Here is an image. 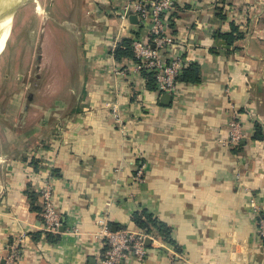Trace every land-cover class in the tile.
<instances>
[{
	"label": "crops",
	"instance_id": "0c3cea01",
	"mask_svg": "<svg viewBox=\"0 0 264 264\" xmlns=\"http://www.w3.org/2000/svg\"><path fill=\"white\" fill-rule=\"evenodd\" d=\"M176 2L174 50L184 51L186 67L198 65L200 80L182 74L165 98L133 57L112 51L146 35L139 21L121 18L126 0H53L42 46L63 56L55 81L45 102L29 95L22 119L9 123L21 127L0 148V264L15 241L13 264H100L101 220L112 230H141L133 216L143 210L171 227L170 241L157 237L144 258L131 254L118 264H172L174 254L184 264H264L247 205L253 195L264 212V0ZM58 27L66 30L60 35ZM235 110L246 136L230 145ZM46 184L63 219L51 232L55 241L31 204L43 205Z\"/></svg>",
	"mask_w": 264,
	"mask_h": 264
},
{
	"label": "built area",
	"instance_id": "2783aa9c",
	"mask_svg": "<svg viewBox=\"0 0 264 264\" xmlns=\"http://www.w3.org/2000/svg\"><path fill=\"white\" fill-rule=\"evenodd\" d=\"M176 0H126L125 8L120 12L123 20H130L131 15H136L141 29H147L145 36H136L132 39L131 48L134 53V66L140 73L151 75L155 78L156 89L160 94L173 93L179 82L180 76L188 65L184 51L174 50L176 39L170 32L173 13L176 9ZM117 48L113 44L112 51ZM113 116L121 132L125 130L124 119L118 106L113 107ZM230 136L224 143L238 144L246 133L239 118L238 111H234L229 123ZM145 175V165L141 164L136 169L134 178L142 182ZM240 180L241 176L237 175ZM52 186L46 184L40 190L43 199V229L58 233L63 226V219L52 201ZM247 205L252 209L257 218L259 234L264 239V212L258 206L256 198L251 195ZM101 235L104 239L106 250L102 254L100 264H118L131 254L144 258L148 252L146 241L150 238L156 242L158 238L144 230L121 228L112 230L109 224L101 220ZM8 255V264H13L18 255L17 243L11 246ZM172 264H184L172 258Z\"/></svg>",
	"mask_w": 264,
	"mask_h": 264
},
{
	"label": "rangeland",
	"instance_id": "374dc122",
	"mask_svg": "<svg viewBox=\"0 0 264 264\" xmlns=\"http://www.w3.org/2000/svg\"><path fill=\"white\" fill-rule=\"evenodd\" d=\"M37 3L40 8H37ZM52 3L53 0H27L22 3L13 15L10 35L0 47V148L3 146L5 134L21 127L19 122L15 127L9 123L22 119L23 106L29 103V95H36L35 102L39 104L45 102L47 98L43 97V93L55 81L51 72L55 71L56 61L63 56L58 58L53 52L56 49H50L51 44H45L44 48L42 46L45 20H48ZM60 13L63 14V11ZM51 23L50 20V26ZM59 24L66 26L67 23L60 21ZM58 28L60 35L66 30V27ZM65 35L63 38L69 40L70 37ZM59 96L60 93L51 96L50 102L55 104ZM13 102H17L18 107Z\"/></svg>",
	"mask_w": 264,
	"mask_h": 264
},
{
	"label": "trees",
	"instance_id": "16d2710c",
	"mask_svg": "<svg viewBox=\"0 0 264 264\" xmlns=\"http://www.w3.org/2000/svg\"><path fill=\"white\" fill-rule=\"evenodd\" d=\"M228 38L231 39V36ZM131 43H132L131 39L128 38L123 39L119 43L116 50L114 51V55L116 56V58L121 59L124 56L130 58L134 57V53L131 48ZM199 71L200 69L197 64H192L189 67H186L183 73L184 81H191V82L199 81L200 80ZM148 76L153 84V87L154 86L156 87L155 78L151 75ZM256 127H257V133L255 134V137L262 138L263 135L260 132L261 130L260 126L256 125ZM30 196L34 199V196H36L35 192L30 191ZM31 204L35 206L33 209L36 210L41 215V212L43 211V205L41 206H38L37 204L35 205L33 201ZM133 220L139 229L144 230L145 232H149L155 235L156 237H158L159 239L170 241L171 231H172L171 227L166 222L162 221L152 213H149L147 210H143L142 212L135 213L133 216ZM44 233L46 234L47 238L52 241H55L56 237H58L56 234H53L50 231H45ZM38 234L41 233L39 232Z\"/></svg>",
	"mask_w": 264,
	"mask_h": 264
},
{
	"label": "bare ground",
	"instance_id": "6f19581e",
	"mask_svg": "<svg viewBox=\"0 0 264 264\" xmlns=\"http://www.w3.org/2000/svg\"><path fill=\"white\" fill-rule=\"evenodd\" d=\"M25 1L27 0H0V47L6 43L10 35L14 13ZM40 7L38 4L37 8Z\"/></svg>",
	"mask_w": 264,
	"mask_h": 264
},
{
	"label": "water",
	"instance_id": "95a60500",
	"mask_svg": "<svg viewBox=\"0 0 264 264\" xmlns=\"http://www.w3.org/2000/svg\"><path fill=\"white\" fill-rule=\"evenodd\" d=\"M20 5V4H19ZM130 19L132 20V21H134V22H136V21H138V19H137V16L136 15H131L130 16ZM171 96V94L170 93H165V98H169ZM62 229V228H61ZM151 243V239L150 238H148L147 239V241H146V244L148 245V244H150Z\"/></svg>",
	"mask_w": 264,
	"mask_h": 264
}]
</instances>
